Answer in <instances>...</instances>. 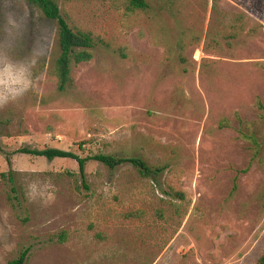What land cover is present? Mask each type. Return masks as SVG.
<instances>
[{"label":"rangeland","instance_id":"rangeland-1","mask_svg":"<svg viewBox=\"0 0 264 264\" xmlns=\"http://www.w3.org/2000/svg\"><path fill=\"white\" fill-rule=\"evenodd\" d=\"M126 1L60 2L70 27L97 41L60 92L55 22L26 0H0V56L35 61L34 86L0 106V264L25 249V264H256L264 0H146L145 11ZM250 133L256 153L242 136ZM23 147L137 156L165 169L146 177L88 160L82 178L75 160Z\"/></svg>","mask_w":264,"mask_h":264},{"label":"trees","instance_id":"trees-1","mask_svg":"<svg viewBox=\"0 0 264 264\" xmlns=\"http://www.w3.org/2000/svg\"><path fill=\"white\" fill-rule=\"evenodd\" d=\"M73 0H26V2L37 8L44 17L55 22L57 28V44L59 48L58 55L54 62V72L57 77V89L60 92L65 91L71 86V67L80 63L89 62L92 59V50L97 44L95 37L88 31L73 29L68 24L66 18L62 14L60 2H68ZM218 0H213L214 6ZM127 7L130 10L145 11L148 8L146 0H127ZM243 16L236 14L232 17L234 30L239 32L242 30ZM255 30V29H254ZM257 106L264 112V104L256 99ZM244 138L250 140L254 145L255 153L259 150L260 144L252 133L242 134ZM19 152L39 157H44L48 160L54 158H70L77 162L81 177H84V166L88 160H96L110 169H114L123 164L132 165L141 175L153 177L165 169V166L149 165L142 158L137 156H117L113 154L97 153L89 157H80L70 150L61 148H27L19 149ZM9 163V159H7ZM11 174V171L8 172ZM7 174V175H9ZM5 177V174L2 173ZM11 181V176H8ZM171 191V189H170ZM179 199H183L184 195L181 191L170 192ZM264 209V202L262 203ZM28 250L21 251L16 257L8 260L5 264H25L27 261ZM256 264H264V253L257 259Z\"/></svg>","mask_w":264,"mask_h":264},{"label":"clouds","instance_id":"clouds-1","mask_svg":"<svg viewBox=\"0 0 264 264\" xmlns=\"http://www.w3.org/2000/svg\"><path fill=\"white\" fill-rule=\"evenodd\" d=\"M0 66L5 74L0 80V106L15 102L34 86L35 61L15 62L10 57L0 56Z\"/></svg>","mask_w":264,"mask_h":264}]
</instances>
